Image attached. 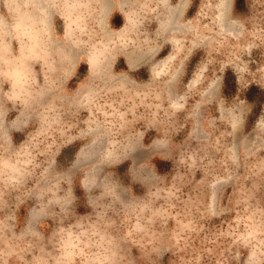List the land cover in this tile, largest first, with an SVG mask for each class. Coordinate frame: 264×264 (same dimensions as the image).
<instances>
[{
    "label": "clouds",
    "instance_id": "9594fccd",
    "mask_svg": "<svg viewBox=\"0 0 264 264\" xmlns=\"http://www.w3.org/2000/svg\"><path fill=\"white\" fill-rule=\"evenodd\" d=\"M246 3L0 0V264H264V111L248 130L241 98L264 90V0Z\"/></svg>",
    "mask_w": 264,
    "mask_h": 264
},
{
    "label": "rangeland",
    "instance_id": "374dc122",
    "mask_svg": "<svg viewBox=\"0 0 264 264\" xmlns=\"http://www.w3.org/2000/svg\"><path fill=\"white\" fill-rule=\"evenodd\" d=\"M236 10L237 13L246 15L248 14V6L246 3V0H237L236 4ZM194 11V10H193ZM192 14V13H190ZM122 22V21H121ZM170 49H165V52L162 53V55L167 54V52ZM203 55L202 52H198L196 56L193 57V60L189 64L188 68V76L190 77L191 72L194 69L195 63L198 61V59ZM254 56L258 57V53H254ZM119 67H124V62L121 61ZM255 67V66H253ZM138 77H141L143 79H147V73L145 71H141V73L137 74ZM188 77H186L187 79ZM238 90V85L236 83V77L232 73V71L229 69L226 73L225 77V89L224 93L228 99H232L236 94ZM242 99H246L247 102L252 106V113L249 116L248 119V130H251V127L254 125L255 120L259 117L262 111H264V90H262L258 85L252 84L245 92H242L241 94ZM155 133H149V137L146 138V142L150 141V138L154 136ZM157 165V169L162 175L169 174L172 170V163L170 161H155ZM128 167V163L125 165H121L120 168L117 170L120 174L122 179H124L127 182V177L124 176V172L126 171ZM135 190L138 194H142V189L139 186H135ZM77 195L82 197V191L78 188L77 189ZM81 212L85 211L83 207L80 209Z\"/></svg>",
    "mask_w": 264,
    "mask_h": 264
}]
</instances>
